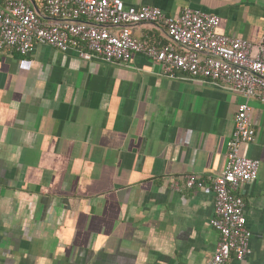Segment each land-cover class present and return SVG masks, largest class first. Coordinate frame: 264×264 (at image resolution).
I'll use <instances>...</instances> for the list:
<instances>
[{"label": "crops", "instance_id": "1", "mask_svg": "<svg viewBox=\"0 0 264 264\" xmlns=\"http://www.w3.org/2000/svg\"><path fill=\"white\" fill-rule=\"evenodd\" d=\"M122 1L172 17L197 9L220 17L222 35L264 42V0ZM131 30L169 42L164 25ZM244 101L220 83L166 77L142 54L122 64L49 46L0 52V264H208L220 241L211 186ZM249 104L256 140L242 153L261 161L244 196L251 254L227 264H264V103Z\"/></svg>", "mask_w": 264, "mask_h": 264}, {"label": "built area", "instance_id": "2", "mask_svg": "<svg viewBox=\"0 0 264 264\" xmlns=\"http://www.w3.org/2000/svg\"><path fill=\"white\" fill-rule=\"evenodd\" d=\"M45 21L29 0H3L0 8V52L22 57L38 46L63 53L75 52L83 60L130 63L142 54L156 63L164 76L185 75L220 83L240 93L235 132L227 144V162L213 180L215 215L211 225L220 234L216 254L208 264H227L232 256L244 261L250 254L252 232L247 226L245 187L257 180L261 161L242 153L256 140L250 99L264 103V42H251L219 33L220 17L186 7L178 17L155 7H127L122 0H42ZM149 22L168 29L169 42L158 47L138 42L131 26ZM121 27L118 34L110 28ZM189 188H204L205 181L187 179Z\"/></svg>", "mask_w": 264, "mask_h": 264}, {"label": "trees", "instance_id": "3", "mask_svg": "<svg viewBox=\"0 0 264 264\" xmlns=\"http://www.w3.org/2000/svg\"><path fill=\"white\" fill-rule=\"evenodd\" d=\"M3 2V0H1Z\"/></svg>", "mask_w": 264, "mask_h": 264}]
</instances>
